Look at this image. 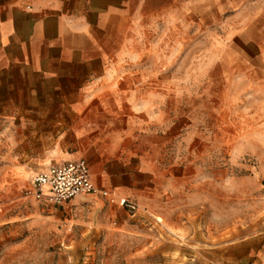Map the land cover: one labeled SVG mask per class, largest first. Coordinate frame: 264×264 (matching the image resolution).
I'll return each instance as SVG.
<instances>
[{"label":"rangeland","instance_id":"obj_1","mask_svg":"<svg viewBox=\"0 0 264 264\" xmlns=\"http://www.w3.org/2000/svg\"><path fill=\"white\" fill-rule=\"evenodd\" d=\"M179 2L103 23L63 77L0 72V264H264V9ZM78 158L135 208L25 196Z\"/></svg>","mask_w":264,"mask_h":264},{"label":"crops","instance_id":"obj_2","mask_svg":"<svg viewBox=\"0 0 264 264\" xmlns=\"http://www.w3.org/2000/svg\"><path fill=\"white\" fill-rule=\"evenodd\" d=\"M179 4V0H0V72L25 69L43 78L63 77L66 65L83 69L85 63L102 59L92 33L103 23L115 22L117 15L130 9H179ZM211 5L264 9V0H218ZM85 88L81 85L70 92L85 93Z\"/></svg>","mask_w":264,"mask_h":264},{"label":"built area","instance_id":"obj_3","mask_svg":"<svg viewBox=\"0 0 264 264\" xmlns=\"http://www.w3.org/2000/svg\"><path fill=\"white\" fill-rule=\"evenodd\" d=\"M101 196L120 206L132 209L135 205L126 199L116 198L112 191L100 188L92 179L90 166L84 159H73L51 165L38 173L25 191V196L36 201L62 205L78 197ZM4 205L0 198V208Z\"/></svg>","mask_w":264,"mask_h":264}]
</instances>
